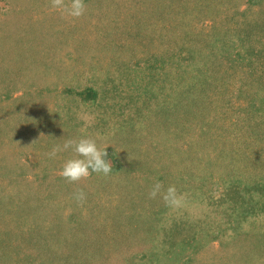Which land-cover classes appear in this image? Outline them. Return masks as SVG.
I'll list each match as a JSON object with an SVG mask.
<instances>
[{"label": "rangeland", "instance_id": "rangeland-1", "mask_svg": "<svg viewBox=\"0 0 264 264\" xmlns=\"http://www.w3.org/2000/svg\"><path fill=\"white\" fill-rule=\"evenodd\" d=\"M0 264H264V0H0Z\"/></svg>", "mask_w": 264, "mask_h": 264}, {"label": "clouds", "instance_id": "clouds-1", "mask_svg": "<svg viewBox=\"0 0 264 264\" xmlns=\"http://www.w3.org/2000/svg\"><path fill=\"white\" fill-rule=\"evenodd\" d=\"M51 4L62 16L67 17H80L85 9V0H51ZM107 146L102 148L95 138L82 135L57 145L49 156L55 157L61 152L74 153L62 160L59 174L70 182H77L93 173L109 175L112 172V164L107 159ZM149 196L151 198L160 196L167 206L176 209L183 207L186 200V195L178 192L175 185H168L165 188L159 180L153 183ZM75 199L79 202L86 199L83 190L75 193Z\"/></svg>", "mask_w": 264, "mask_h": 264}]
</instances>
